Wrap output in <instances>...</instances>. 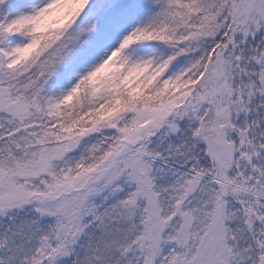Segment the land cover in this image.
Returning <instances> with one entry per match:
<instances>
[{
  "label": "snow or ice",
  "instance_id": "obj_1",
  "mask_svg": "<svg viewBox=\"0 0 264 264\" xmlns=\"http://www.w3.org/2000/svg\"><path fill=\"white\" fill-rule=\"evenodd\" d=\"M0 264H264V0H0Z\"/></svg>",
  "mask_w": 264,
  "mask_h": 264
}]
</instances>
